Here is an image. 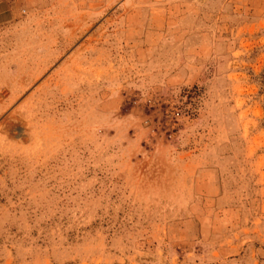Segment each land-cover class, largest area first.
Segmentation results:
<instances>
[{
  "label": "rangeland",
  "instance_id": "obj_1",
  "mask_svg": "<svg viewBox=\"0 0 264 264\" xmlns=\"http://www.w3.org/2000/svg\"><path fill=\"white\" fill-rule=\"evenodd\" d=\"M0 264H264V0H0Z\"/></svg>",
  "mask_w": 264,
  "mask_h": 264
}]
</instances>
